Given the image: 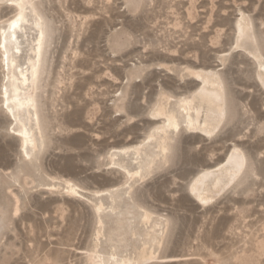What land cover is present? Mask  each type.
<instances>
[{
  "label": "rangeland",
  "instance_id": "374dc122",
  "mask_svg": "<svg viewBox=\"0 0 264 264\" xmlns=\"http://www.w3.org/2000/svg\"><path fill=\"white\" fill-rule=\"evenodd\" d=\"M31 1L45 31L38 131L30 115L24 121L38 146L21 152L0 104V264H119L110 250L155 252L144 264H264V85L256 74L264 0ZM14 5L0 0V26ZM241 13L252 38L234 48ZM34 20L27 6L16 34L20 61L30 55ZM189 70L219 73L222 118L195 102L196 126L183 124L178 98L201 82ZM3 78L0 65V88ZM162 93L171 95L165 111L178 126L142 142L160 122L150 109ZM207 120L211 134L198 127ZM233 146L245 166L204 205L188 185ZM136 168L141 176L123 185ZM97 218L103 225L89 261Z\"/></svg>",
  "mask_w": 264,
  "mask_h": 264
},
{
  "label": "bare ground",
  "instance_id": "6f19581e",
  "mask_svg": "<svg viewBox=\"0 0 264 264\" xmlns=\"http://www.w3.org/2000/svg\"><path fill=\"white\" fill-rule=\"evenodd\" d=\"M7 1H10L12 4L14 3L15 9L13 14L8 19L4 20L5 23L2 22L4 23V25L0 26V65L4 72V78L3 82H1L2 84L0 88V104L2 108H4L11 116V124L10 127L8 126V128L13 130L15 134H18L21 152L27 157L29 156V151L27 150V148H29V150L31 151H34L38 146V139L33 135V129L28 127L24 119L25 115H30L34 126L38 131L39 125L37 120L35 98L38 77L42 63L45 31L36 10L32 6L31 0ZM27 6L31 7L32 12L35 16L33 27L36 31V35L28 46V52L30 53V55H27L23 59V61H20L22 59L19 60V56H17L20 52V46L16 34L17 30L24 22ZM239 15V18H237V20L234 22V48L239 47L244 39L252 38V29L249 19L242 13ZM13 23L16 24L15 28L12 27ZM37 49H39V53H37ZM5 57H7V60H5ZM255 58L261 59L260 54H257ZM221 62L223 64V60H221ZM256 69V74L264 85V61L259 62ZM139 73L140 72L135 71V73H132L131 76L133 78H137L139 77ZM189 74L194 75L198 79L200 78L201 82L196 90L186 96H180L178 98V106L183 110L185 114L183 115V124L187 126V128H193L194 126H196L195 119L190 115L195 102L199 104L205 103L210 109L211 114L222 118L224 116V90L223 82L219 73L216 72V70H189ZM34 76L35 80L33 79ZM170 96L171 95H168L166 93L160 94L158 100L151 107V115L160 118V122L156 126H153L149 129L142 142L151 140L153 138V132L155 130H160L165 133V131L169 128H177L178 123L175 116L165 111ZM5 105H7V107ZM198 127L204 128L203 130H205V132L209 134L213 133L215 130V127L208 120ZM159 146L163 152L166 150L164 139L161 140ZM231 149L226 155L224 161L221 162V164L218 163L217 167H215V165L214 169H207L203 171L201 170L202 172H199L188 185L190 192L204 205L205 203H208L209 201L214 199V197L222 193V191L226 187L232 184L237 179L245 166V157L242 154V151L237 149V147ZM123 151H125V149H123ZM111 155H108V164H113L112 156L114 157V155ZM135 156H138L137 153L135 154ZM138 168H136L134 172H126L123 185L129 184L134 176L140 175V170ZM64 184V189L69 193H73L70 183L65 182ZM15 203L16 205L14 206V211H16L18 208V202ZM149 214L147 213V211H145V213H143L142 215V219L148 220L150 217ZM102 225L103 224L101 223V220L97 218L96 230L93 235V244L91 249L89 250L88 255L89 261L93 260V255L96 254L98 250L99 243L97 242H99ZM118 237L120 236H117V238ZM120 249H123V246L122 248L120 247ZM107 254L108 256L120 257V260L118 261L119 264H144L145 262L156 257V253L150 251L145 255L131 254L127 256L120 254V252H116V250H110V252H108ZM95 264H106V262L105 260H99Z\"/></svg>",
  "mask_w": 264,
  "mask_h": 264
},
{
  "label": "snow or ice",
  "instance_id": "6c2138e0",
  "mask_svg": "<svg viewBox=\"0 0 264 264\" xmlns=\"http://www.w3.org/2000/svg\"><path fill=\"white\" fill-rule=\"evenodd\" d=\"M12 27L15 28L16 24L13 23ZM37 53H39V49H37ZM38 59H39V56H38ZM5 60H7V57H5ZM33 79L35 80V76L33 77ZM5 106L7 107V105H5Z\"/></svg>",
  "mask_w": 264,
  "mask_h": 264
}]
</instances>
